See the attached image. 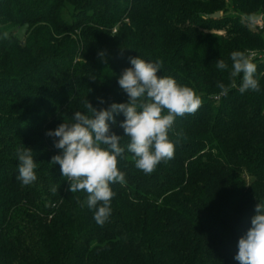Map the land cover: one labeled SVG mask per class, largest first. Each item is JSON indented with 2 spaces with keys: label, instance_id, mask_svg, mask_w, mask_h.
Here are the masks:
<instances>
[{
  "label": "trees",
  "instance_id": "16d2710c",
  "mask_svg": "<svg viewBox=\"0 0 264 264\" xmlns=\"http://www.w3.org/2000/svg\"><path fill=\"white\" fill-rule=\"evenodd\" d=\"M247 13L264 15V0H0V264H239L238 240L264 201V28L242 23ZM25 25L23 40L11 35ZM233 51L257 65L259 92L219 94L229 72L216 62L230 69ZM137 56L162 61L157 75L203 104L177 118L174 158L152 174L125 152L126 183L111 185L100 226L50 163L62 150L46 133L86 100L126 103L118 78ZM123 120L111 125L120 136ZM23 145L37 163L28 185L17 179Z\"/></svg>",
  "mask_w": 264,
  "mask_h": 264
},
{
  "label": "clouds",
  "instance_id": "9594fccd",
  "mask_svg": "<svg viewBox=\"0 0 264 264\" xmlns=\"http://www.w3.org/2000/svg\"><path fill=\"white\" fill-rule=\"evenodd\" d=\"M262 21L264 15L259 13L241 17V22L251 27L261 25ZM26 28L27 25L11 35L19 37ZM11 35L5 31L3 39L10 40ZM230 60V69L223 59L216 62L218 69L229 72L228 85L217 83L219 94L226 96L230 89L237 87L241 94L259 92L257 65L252 58L243 51H233ZM130 63L132 66L125 68L118 78L121 90L128 97L126 103H112L98 110L86 100V112L76 111L73 122L61 123L46 133L58 138L54 146L62 150L50 163L60 165L71 193H86L85 203L95 210L94 220L100 226L108 221L112 212L111 202L116 193L111 185L126 183L125 173L118 166L121 160L128 159L125 152L132 154L138 170L145 175L152 174L160 163L174 158L176 143L183 136L175 129L177 118L194 115L203 104L193 88L179 84L171 76L157 75L162 61L148 62L137 56L130 58ZM237 78H241L239 86ZM121 113L124 120L118 126L123 129V136L117 135L111 127L117 124L116 115ZM170 133L177 136V141L170 139ZM124 137L128 138V143L122 146ZM15 154L17 179L24 185L34 182L37 163L33 151L23 145ZM52 191L55 193L57 188L53 187ZM255 213L251 226L238 240L234 259L239 264H264V201L255 206Z\"/></svg>",
  "mask_w": 264,
  "mask_h": 264
},
{
  "label": "rangeland",
  "instance_id": "374dc122",
  "mask_svg": "<svg viewBox=\"0 0 264 264\" xmlns=\"http://www.w3.org/2000/svg\"><path fill=\"white\" fill-rule=\"evenodd\" d=\"M17 31H19V30H15V31H13V33H15V32H17ZM12 33V34H13ZM16 36V35H15ZM18 39H20V40H23L24 39V32H23V34L21 35V36H16Z\"/></svg>",
  "mask_w": 264,
  "mask_h": 264
},
{
  "label": "water",
  "instance_id": "95a60500",
  "mask_svg": "<svg viewBox=\"0 0 264 264\" xmlns=\"http://www.w3.org/2000/svg\"><path fill=\"white\" fill-rule=\"evenodd\" d=\"M221 16V13L214 14L212 17L213 18H219Z\"/></svg>",
  "mask_w": 264,
  "mask_h": 264
},
{
  "label": "built area",
  "instance_id": "2783aa9c",
  "mask_svg": "<svg viewBox=\"0 0 264 264\" xmlns=\"http://www.w3.org/2000/svg\"><path fill=\"white\" fill-rule=\"evenodd\" d=\"M262 25H264L263 21L261 22V25H257V27H259L261 30H263L264 26H262Z\"/></svg>",
  "mask_w": 264,
  "mask_h": 264
}]
</instances>
